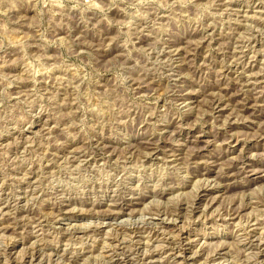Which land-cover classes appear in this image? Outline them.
Segmentation results:
<instances>
[{
    "label": "rangeland",
    "instance_id": "obj_1",
    "mask_svg": "<svg viewBox=\"0 0 264 264\" xmlns=\"http://www.w3.org/2000/svg\"><path fill=\"white\" fill-rule=\"evenodd\" d=\"M0 264H264V0H0Z\"/></svg>",
    "mask_w": 264,
    "mask_h": 264
},
{
    "label": "bare ground",
    "instance_id": "obj_2",
    "mask_svg": "<svg viewBox=\"0 0 264 264\" xmlns=\"http://www.w3.org/2000/svg\"><path fill=\"white\" fill-rule=\"evenodd\" d=\"M103 215V214H102Z\"/></svg>",
    "mask_w": 264,
    "mask_h": 264
}]
</instances>
